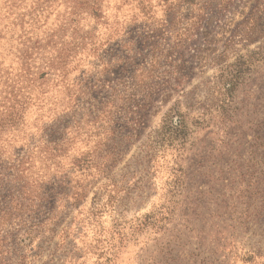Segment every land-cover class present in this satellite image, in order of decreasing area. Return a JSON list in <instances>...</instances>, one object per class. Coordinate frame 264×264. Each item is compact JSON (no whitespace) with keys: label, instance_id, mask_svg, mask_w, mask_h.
Instances as JSON below:
<instances>
[{"label":"rangeland","instance_id":"rangeland-1","mask_svg":"<svg viewBox=\"0 0 264 264\" xmlns=\"http://www.w3.org/2000/svg\"><path fill=\"white\" fill-rule=\"evenodd\" d=\"M0 264H264V0H0Z\"/></svg>","mask_w":264,"mask_h":264}]
</instances>
